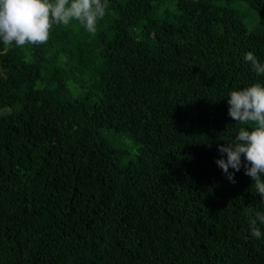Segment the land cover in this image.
Segmentation results:
<instances>
[{
    "label": "trees",
    "instance_id": "trees-1",
    "mask_svg": "<svg viewBox=\"0 0 264 264\" xmlns=\"http://www.w3.org/2000/svg\"><path fill=\"white\" fill-rule=\"evenodd\" d=\"M248 52L264 0H109L94 35L0 40V264H264L247 162L235 184L216 164L251 131L228 115L264 85Z\"/></svg>",
    "mask_w": 264,
    "mask_h": 264
},
{
    "label": "clouds",
    "instance_id": "clouds-1",
    "mask_svg": "<svg viewBox=\"0 0 264 264\" xmlns=\"http://www.w3.org/2000/svg\"><path fill=\"white\" fill-rule=\"evenodd\" d=\"M108 7L109 0H0V40L5 46L43 45L49 41L54 26H68L72 21L94 35ZM244 60L258 75H264V64L253 52L245 54ZM228 105V115L241 125L251 126V131L240 127L227 146H218L227 158L218 159L216 164L235 184L234 172L241 170L243 156L247 162L243 164L244 174L252 178L256 192L264 200V85L254 83L231 91ZM230 168L234 172L230 173ZM247 214L251 217V235L261 238L257 221L264 225V213L254 212L249 206Z\"/></svg>",
    "mask_w": 264,
    "mask_h": 264
},
{
    "label": "rangeland",
    "instance_id": "rangeland-1",
    "mask_svg": "<svg viewBox=\"0 0 264 264\" xmlns=\"http://www.w3.org/2000/svg\"><path fill=\"white\" fill-rule=\"evenodd\" d=\"M245 14H246L245 23H246L248 29H256V27L259 24V20L257 18V15L253 12H249V10H245Z\"/></svg>",
    "mask_w": 264,
    "mask_h": 264
}]
</instances>
